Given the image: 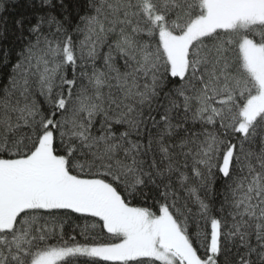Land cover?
I'll list each match as a JSON object with an SVG mask.
<instances>
[{
	"label": "snow or ice",
	"instance_id": "1",
	"mask_svg": "<svg viewBox=\"0 0 264 264\" xmlns=\"http://www.w3.org/2000/svg\"><path fill=\"white\" fill-rule=\"evenodd\" d=\"M0 264H264V0H0Z\"/></svg>",
	"mask_w": 264,
	"mask_h": 264
}]
</instances>
